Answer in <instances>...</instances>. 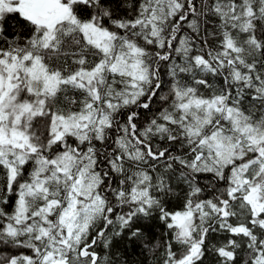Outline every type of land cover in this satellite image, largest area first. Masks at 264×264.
I'll return each instance as SVG.
<instances>
[{
  "label": "snow or ice",
  "instance_id": "6c2138e0",
  "mask_svg": "<svg viewBox=\"0 0 264 264\" xmlns=\"http://www.w3.org/2000/svg\"><path fill=\"white\" fill-rule=\"evenodd\" d=\"M0 264H264V0H0Z\"/></svg>",
  "mask_w": 264,
  "mask_h": 264
}]
</instances>
